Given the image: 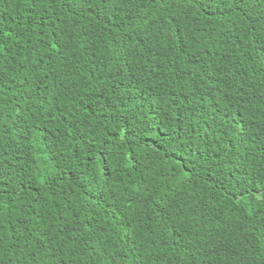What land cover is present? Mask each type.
<instances>
[{
	"label": "trees",
	"instance_id": "1",
	"mask_svg": "<svg viewBox=\"0 0 264 264\" xmlns=\"http://www.w3.org/2000/svg\"><path fill=\"white\" fill-rule=\"evenodd\" d=\"M0 264H264V0H0Z\"/></svg>",
	"mask_w": 264,
	"mask_h": 264
},
{
	"label": "snow or ice",
	"instance_id": "2",
	"mask_svg": "<svg viewBox=\"0 0 264 264\" xmlns=\"http://www.w3.org/2000/svg\"><path fill=\"white\" fill-rule=\"evenodd\" d=\"M191 2H192L193 4H196V3H198V0H191ZM241 2H242V0H241Z\"/></svg>",
	"mask_w": 264,
	"mask_h": 264
},
{
	"label": "bare ground",
	"instance_id": "3",
	"mask_svg": "<svg viewBox=\"0 0 264 264\" xmlns=\"http://www.w3.org/2000/svg\"><path fill=\"white\" fill-rule=\"evenodd\" d=\"M50 156V155H49ZM85 222V221H84ZM85 226V225H84Z\"/></svg>",
	"mask_w": 264,
	"mask_h": 264
}]
</instances>
